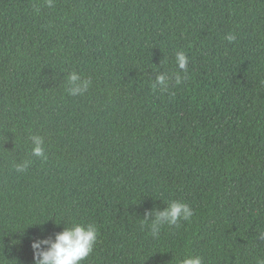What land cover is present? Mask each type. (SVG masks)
Segmentation results:
<instances>
[{
    "label": "trees",
    "instance_id": "obj_1",
    "mask_svg": "<svg viewBox=\"0 0 264 264\" xmlns=\"http://www.w3.org/2000/svg\"><path fill=\"white\" fill-rule=\"evenodd\" d=\"M173 201L193 217L153 237ZM74 224L82 264H264V0H0V264Z\"/></svg>",
    "mask_w": 264,
    "mask_h": 264
},
{
    "label": "clouds",
    "instance_id": "obj_2",
    "mask_svg": "<svg viewBox=\"0 0 264 264\" xmlns=\"http://www.w3.org/2000/svg\"><path fill=\"white\" fill-rule=\"evenodd\" d=\"M47 7L51 8L54 5V0H46ZM39 11V9H36ZM225 39L232 43L236 40V36L228 34ZM178 69L180 72L174 74V82L176 85H181L187 79L189 57L183 51H179L175 56ZM172 79V80H173ZM68 81L71 85L66 89L71 96L83 95L91 85L90 78H83L81 74L73 71L68 76ZM170 80L166 74L157 77L153 87L159 86L162 91H168ZM33 143L31 154L37 158L47 159L44 148V139L39 135L30 137ZM30 162L25 161L22 164L15 166V171L25 172L29 167ZM155 219L151 223V235L159 237L160 229L164 225L179 226L181 221H189L194 215L193 209L187 203L173 201L170 205L162 210L155 211ZM98 238V228L93 224L82 225L74 224L71 227H66L63 231L58 232L54 239H34L31 247L34 254V264H82V262L93 252L94 245ZM181 264H203V260L199 256L185 257Z\"/></svg>",
    "mask_w": 264,
    "mask_h": 264
}]
</instances>
